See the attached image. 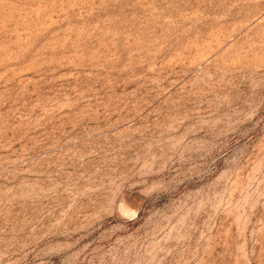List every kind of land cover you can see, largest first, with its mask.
<instances>
[{"label":"rangeland","instance_id":"1","mask_svg":"<svg viewBox=\"0 0 264 264\" xmlns=\"http://www.w3.org/2000/svg\"><path fill=\"white\" fill-rule=\"evenodd\" d=\"M0 264H264V0H0Z\"/></svg>","mask_w":264,"mask_h":264}]
</instances>
